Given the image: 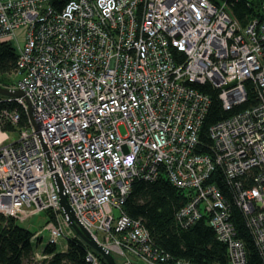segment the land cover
<instances>
[{"label":"built area","instance_id":"2783aa9c","mask_svg":"<svg viewBox=\"0 0 264 264\" xmlns=\"http://www.w3.org/2000/svg\"><path fill=\"white\" fill-rule=\"evenodd\" d=\"M234 1L0 0V43L14 50L18 76L0 84L23 93L0 94V225L43 212L49 240L32 233L35 260L76 236L56 174L76 219L121 264H133L125 248L149 264H193L155 247L123 210L135 180L163 174L186 197L180 227L204 218L228 264H246L232 200L264 264V1L243 24ZM204 84L224 110L250 94L254 103L202 133ZM86 260L98 263L91 251Z\"/></svg>","mask_w":264,"mask_h":264},{"label":"trees","instance_id":"16d2710c","mask_svg":"<svg viewBox=\"0 0 264 264\" xmlns=\"http://www.w3.org/2000/svg\"><path fill=\"white\" fill-rule=\"evenodd\" d=\"M263 1L235 0L230 11L243 24L250 16H261L260 5ZM15 59L14 50L8 44L0 43V83L8 84L4 79H10L9 75L14 72ZM198 89L208 94L210 98L202 124V133L211 124L232 115L235 111L254 103L255 100L250 94L245 103L231 110H224L215 88L204 84L198 86ZM26 123V114L21 112L19 125ZM10 128L8 125L5 126V130ZM216 181L222 192L226 193L227 190L220 175H217ZM230 201L231 220L236 237L243 243L246 264H263L253 236L246 226L244 215L232 200ZM185 202L184 193L160 174L154 181L135 180L122 207L129 217L141 220L149 232L153 245L172 258H181L193 264H228L225 245L217 240L204 218L186 228L178 225L175 212ZM47 215L50 213L47 212ZM32 233L16 225L13 219H9L4 226L0 225V264H92L86 260L87 251L95 255L97 264H105L101 256L77 236L67 240V246L63 251H57L55 247L47 245L44 252L50 256L35 260L30 243ZM114 259L116 264H121L118 256L114 255Z\"/></svg>","mask_w":264,"mask_h":264},{"label":"water","instance_id":"95a60500","mask_svg":"<svg viewBox=\"0 0 264 264\" xmlns=\"http://www.w3.org/2000/svg\"><path fill=\"white\" fill-rule=\"evenodd\" d=\"M7 83H11L12 81L9 78L4 79ZM0 94L5 96H14L20 97L23 96V93L18 89H10L5 85L0 84ZM26 104H27V116L33 127H37L36 123L33 121L31 116V107L28 100L24 97ZM56 192L58 195V203L60 206L61 214L66 218L68 225L73 230L75 235L80 238L86 245H88L91 249H93L96 253H98L101 258L103 259L105 264H116L114 256L105 248H103L95 239L94 237L87 231L76 219L74 215L73 208L69 205L67 196L63 190L61 182L56 174L52 176ZM125 253L133 264H149L143 259L136 256L135 253L125 248Z\"/></svg>","mask_w":264,"mask_h":264},{"label":"rangeland","instance_id":"374dc122","mask_svg":"<svg viewBox=\"0 0 264 264\" xmlns=\"http://www.w3.org/2000/svg\"><path fill=\"white\" fill-rule=\"evenodd\" d=\"M9 77H10V80L13 82H15L17 79L16 75L14 74H11V76L9 75ZM120 131L123 132V129L120 128ZM114 212H115V215L118 214V210H115ZM44 222H45V215L43 212L36 214L33 217L28 218L27 220H15V224L22 228L28 229L32 232L41 231L42 232V246H44L45 243L49 240L48 231L43 229ZM99 237H101L100 233H99ZM66 244L67 242L65 238H59L57 240L55 248L58 251H63L65 250L67 246Z\"/></svg>","mask_w":264,"mask_h":264},{"label":"crops","instance_id":"0c3cea01","mask_svg":"<svg viewBox=\"0 0 264 264\" xmlns=\"http://www.w3.org/2000/svg\"><path fill=\"white\" fill-rule=\"evenodd\" d=\"M13 74V73H12ZM11 76V75H10ZM16 77H18V76H16ZM11 83H14L13 81L11 82Z\"/></svg>","mask_w":264,"mask_h":264},{"label":"bare ground","instance_id":"6f19581e","mask_svg":"<svg viewBox=\"0 0 264 264\" xmlns=\"http://www.w3.org/2000/svg\"><path fill=\"white\" fill-rule=\"evenodd\" d=\"M63 245V244H62ZM53 249V248H52ZM45 250V249H44ZM56 251V250H55ZM53 253V252H52ZM49 257V256H48Z\"/></svg>","mask_w":264,"mask_h":264}]
</instances>
